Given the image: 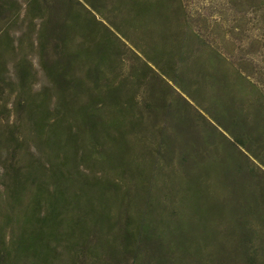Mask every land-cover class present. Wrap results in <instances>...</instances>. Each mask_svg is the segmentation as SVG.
Listing matches in <instances>:
<instances>
[{
	"label": "rangeland",
	"instance_id": "1",
	"mask_svg": "<svg viewBox=\"0 0 264 264\" xmlns=\"http://www.w3.org/2000/svg\"><path fill=\"white\" fill-rule=\"evenodd\" d=\"M29 1L0 0V71L6 67L15 79L8 83L4 71L0 94L9 96V123H14L13 132L19 137L16 142L10 135L0 109V167L4 169L0 168V175L6 171L5 178L0 176V249L3 238L11 243L19 234L20 217L41 213L56 218L48 232L51 264H159L160 260L167 264H244L241 236L231 219L243 215L253 223L258 215L255 199L264 202V184L253 160L248 162L241 150L210 129L174 92L173 85L145 69L137 50L129 49L124 39L138 51L150 49L153 42L165 46L169 39L163 41V35H169L162 32H177L174 28L180 22L187 45L191 46L192 30L229 68L264 94V0H179L182 13L175 11L177 0H139L158 4L162 11L154 10L147 20L131 14L129 0H88L91 6L82 0H39L30 9ZM98 40L109 47V53L102 48L106 62L102 54H82L84 42L94 50ZM182 50L186 53L187 48ZM207 50L204 60L216 65ZM58 60H63L57 67L66 78L70 108L90 110L91 96L104 82L124 87L121 97L129 103L128 125L122 130L127 136L126 167L106 163L104 155L111 151L108 141L100 138L90 145L83 138L84 122L76 119L71 124L78 131V145L70 151L71 162L57 172L62 152H52L44 144L49 127L43 132L40 126L54 120L44 105L52 106L60 95L47 75ZM227 66L219 64L230 76ZM95 67L105 74L102 82L96 83L89 73ZM196 84L192 79L185 83L194 86L190 93L203 104L205 97L196 93ZM22 100L31 103L32 109L19 106ZM261 114L260 127L264 111ZM249 115L254 117L253 110ZM161 142L168 147H161ZM64 178L73 181L62 185ZM15 179L17 188H13ZM19 179L25 185L21 189ZM60 185L66 202L52 206V191ZM85 186L90 187L84 194L86 200L91 199L90 206L79 200ZM97 190L106 195L105 208ZM17 192L19 196L12 198ZM103 208L108 222L97 220L96 224L93 211L97 218ZM127 228L135 233L149 228L153 237L142 241L134 237L127 244ZM176 232L184 236L186 250L182 253L177 250ZM258 257V264H264V257Z\"/></svg>",
	"mask_w": 264,
	"mask_h": 264
},
{
	"label": "trees",
	"instance_id": "2",
	"mask_svg": "<svg viewBox=\"0 0 264 264\" xmlns=\"http://www.w3.org/2000/svg\"><path fill=\"white\" fill-rule=\"evenodd\" d=\"M82 1L87 6H91L90 1ZM3 2L4 4H9L11 1ZM38 2L39 0H30L28 3L29 9L35 8ZM144 3L141 4L139 0H129L128 5L131 7V14L135 18H142V20L145 18L147 20L148 14L154 10H158L159 14L162 13L158 8V4L152 5L148 1ZM160 3H163V1L161 0ZM182 10L181 2L177 0L175 11L176 13H182ZM167 20L169 21L167 24L170 25L169 18ZM148 25L145 26L146 29ZM165 28L168 29V26H165ZM106 29L111 33L110 29ZM174 29L177 32L173 34L166 33V31L165 33L164 31L162 32V35H169L166 37L163 35L162 38L163 41L169 39V44L161 46L153 42L151 48L146 51H138L135 45L126 38L124 39L123 37V39L129 46V49L137 50L145 69L156 75L163 83H167L168 86L169 83L173 85L174 92L183 97L188 107L193 109L210 129L216 132L227 144L241 150L243 153L239 152L248 162L250 159L253 160V166L260 174L259 178L264 184V125L260 127L258 124V118L262 115L261 112L264 111V94L241 73L233 68H229L227 61L217 52L209 48L192 30L189 33L190 46L186 44L187 39L185 37L187 34L186 36L184 35L185 32L180 22H177V26ZM42 32L43 29L40 30V33ZM117 33L124 36L119 30H117ZM112 35L119 41L116 35ZM6 38L10 39L7 33ZM84 43L86 44H82V54L91 56L94 53L102 54L103 61L106 62L107 53L102 52V48L109 53V47H107L103 40H98L94 43L97 45V51L96 49L92 50L93 46L90 43ZM6 44L13 46L10 42ZM183 47L187 48L186 53L183 52ZM206 49L215 57L214 61L217 63L216 65L213 64V61L206 63L204 60ZM62 61L58 60L56 66L47 69L49 84L54 89H58L60 95L57 96L52 106L50 103H45L44 105L46 112L54 116L53 122L48 126H40L43 132H46V128L49 127L43 139L44 144L52 152H62L61 162L58 163L57 172H59L61 166H66L71 162L70 151L78 145V131L71 124L76 119L84 122L83 138L87 139L90 145L92 143L96 144L97 141H100V138L108 141L111 151H107L104 155L106 163H120L126 167V163L128 162L125 158L128 148L126 145L127 136L122 130L128 125L129 103L127 104V102L123 101L121 97L124 87L122 85L116 86L114 82H104L102 85L96 86L95 95L91 96L93 101L89 108L90 110L81 111L70 108L71 105L69 103L66 104L67 99H70V97L66 94V90H64L66 78L57 67ZM219 64L224 66L228 65L227 71H230V76L221 71ZM2 70L0 71V76H3V72L5 71L8 74L6 78L7 82L10 84L13 83L15 79L9 70L6 67H3ZM89 73L96 80V83L99 80L102 82L101 76H105L99 67L90 68ZM195 74L198 75L194 76ZM190 79L196 80V88H198L196 93L199 96L202 95L205 97L203 104L198 103V100L191 95L190 91L194 86L189 85L186 87L185 83ZM230 83H235L236 85ZM85 84V81L83 83L81 82L83 87ZM237 85L240 86V91L236 90ZM248 91L252 94H247L246 92ZM5 96L4 93L3 95L0 94V109L4 113L6 126L11 129L10 135L18 142L19 137L13 132L16 126L14 123H9L12 116V107L8 103L9 96ZM162 100L165 102L164 99ZM132 101H136V99L133 98ZM17 104L22 108L32 109V104L26 100L18 101ZM150 107L151 110L155 108L153 105ZM250 110L254 112L253 118L249 115ZM168 143L170 144L169 140ZM168 143L161 142L160 146L168 147ZM0 168L4 170L2 166ZM0 176L5 178L6 171H3ZM19 181H22V183H19V189H21L25 185L23 180L19 179ZM67 181L72 182L73 180L64 178L61 184L64 185V182ZM14 187L17 188V179L13 182ZM94 188L92 187L93 191ZM89 189V186H85L84 193L79 197V200L83 201L85 205L88 204L90 206L93 204L91 199L86 200V196L84 195L85 193L87 195ZM40 192H42L41 189ZM52 192V200L50 201L52 206H58L66 202L64 189L61 185L55 190L53 189ZM96 194L99 203L105 208L107 206L106 195L101 190H97ZM18 196L19 192L12 198L16 199ZM104 208L102 211H98L97 218L95 216L96 211H93L96 224H98L97 220L104 224L108 222V215L105 213ZM254 210L258 214L254 218L256 224L245 220L243 215H236L231 219L232 223L236 225V233H239L241 236L239 240L240 256L244 264H258V256L264 257V248L261 246L263 245L262 240L264 238V202L260 197L254 201ZM55 220L56 218H51L41 213L20 217L18 222L19 234L11 243H6L3 238V247L0 249V264H51L48 258L49 252L51 251L48 232ZM79 224L81 226L86 225L82 221H79ZM151 231L149 228L144 230L139 228L137 233H135L132 229L127 228L124 238L127 244L134 237H138L141 241L148 240L153 237L150 235ZM177 232L174 233L175 240L178 243L177 250L182 253L186 250L184 236L183 233ZM160 261H158L159 264H167L166 262Z\"/></svg>",
	"mask_w": 264,
	"mask_h": 264
}]
</instances>
